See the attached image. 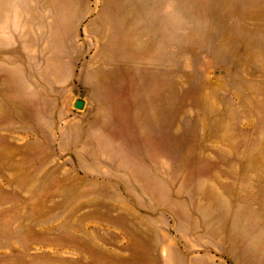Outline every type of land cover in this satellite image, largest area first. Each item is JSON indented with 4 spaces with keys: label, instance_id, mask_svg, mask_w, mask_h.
Returning <instances> with one entry per match:
<instances>
[{
    "label": "rangeland",
    "instance_id": "1",
    "mask_svg": "<svg viewBox=\"0 0 264 264\" xmlns=\"http://www.w3.org/2000/svg\"><path fill=\"white\" fill-rule=\"evenodd\" d=\"M0 264H264V0H0Z\"/></svg>",
    "mask_w": 264,
    "mask_h": 264
},
{
    "label": "water",
    "instance_id": "2",
    "mask_svg": "<svg viewBox=\"0 0 264 264\" xmlns=\"http://www.w3.org/2000/svg\"><path fill=\"white\" fill-rule=\"evenodd\" d=\"M74 105H75L76 108H82L84 106V101L81 100V99H78V100L75 101Z\"/></svg>",
    "mask_w": 264,
    "mask_h": 264
},
{
    "label": "bare ground",
    "instance_id": "3",
    "mask_svg": "<svg viewBox=\"0 0 264 264\" xmlns=\"http://www.w3.org/2000/svg\"><path fill=\"white\" fill-rule=\"evenodd\" d=\"M192 214H193V212H192ZM187 255V254H186Z\"/></svg>",
    "mask_w": 264,
    "mask_h": 264
}]
</instances>
